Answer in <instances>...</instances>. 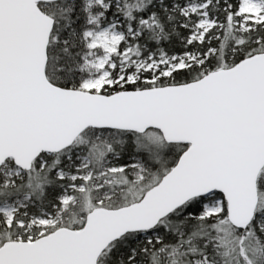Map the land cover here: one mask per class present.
Segmentation results:
<instances>
[{
	"label": "snow or ice",
	"instance_id": "obj_1",
	"mask_svg": "<svg viewBox=\"0 0 264 264\" xmlns=\"http://www.w3.org/2000/svg\"><path fill=\"white\" fill-rule=\"evenodd\" d=\"M0 264H264V0H0Z\"/></svg>",
	"mask_w": 264,
	"mask_h": 264
}]
</instances>
